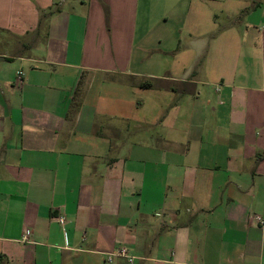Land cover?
I'll return each mask as SVG.
<instances>
[{"label": "crops", "instance_id": "0c3cea01", "mask_svg": "<svg viewBox=\"0 0 264 264\" xmlns=\"http://www.w3.org/2000/svg\"><path fill=\"white\" fill-rule=\"evenodd\" d=\"M219 1L212 104L141 0H0V264H264V1Z\"/></svg>", "mask_w": 264, "mask_h": 264}, {"label": "rangeland", "instance_id": "374dc122", "mask_svg": "<svg viewBox=\"0 0 264 264\" xmlns=\"http://www.w3.org/2000/svg\"><path fill=\"white\" fill-rule=\"evenodd\" d=\"M208 1L141 0L137 22L138 30L140 31L141 19L142 17L146 18L145 24L150 25L146 30V33L150 35L147 40L156 42L154 46L161 50L159 54V50L156 51L155 57H159L158 61H160L158 63H161L163 67L165 65L168 67L171 64L187 67L197 60L194 68L188 70L186 74L190 75V78L194 76L192 74H195L194 80L199 82L195 86L196 90L201 93L203 99L209 98L210 102L214 104L216 100V96L213 94L214 87L202 84L204 71L201 68L204 69L205 66L204 57L206 50L204 49L203 51L200 48L196 53L194 52L196 47L199 48L200 43L202 44L203 41L208 42L210 40L211 35L209 32L212 30L211 12L213 6ZM263 1L220 0L219 2H215L214 6L229 10L226 13L228 16H231L230 14L233 11H236L233 14L234 17H236V14L243 13L244 17L242 21L245 24L248 14L251 13L250 11L254 9L258 2ZM217 14L219 15V13ZM165 16L167 17L166 19H164ZM221 22H223V18H221ZM244 24L240 26L235 24L234 30L241 31ZM259 24L260 21H257L254 27L256 28Z\"/></svg>", "mask_w": 264, "mask_h": 264}, {"label": "built area", "instance_id": "2783aa9c", "mask_svg": "<svg viewBox=\"0 0 264 264\" xmlns=\"http://www.w3.org/2000/svg\"><path fill=\"white\" fill-rule=\"evenodd\" d=\"M22 76L23 74L22 73H19L17 75V79H16V82L17 83H20L22 82ZM59 223H64V219L63 218H59L58 219ZM260 223H262L260 221ZM107 257V262H111L113 259L115 258H122V259H125L128 263H131L133 258L131 256H129L126 248H118V249H115L113 252L109 253L106 255Z\"/></svg>", "mask_w": 264, "mask_h": 264}, {"label": "trees", "instance_id": "16d2710c", "mask_svg": "<svg viewBox=\"0 0 264 264\" xmlns=\"http://www.w3.org/2000/svg\"><path fill=\"white\" fill-rule=\"evenodd\" d=\"M150 86H151L150 83H141V84H139V87H141V88H149ZM183 87H184V89H180V92H188V85H187V83L186 84H183ZM177 89L179 90V88H177ZM171 90L176 91V88L171 87Z\"/></svg>", "mask_w": 264, "mask_h": 264}]
</instances>
